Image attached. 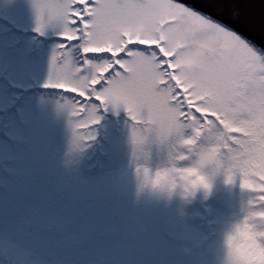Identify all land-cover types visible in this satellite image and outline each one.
I'll return each mask as SVG.
<instances>
[{"label":"snow or ice","instance_id":"snow-or-ice-1","mask_svg":"<svg viewBox=\"0 0 264 264\" xmlns=\"http://www.w3.org/2000/svg\"><path fill=\"white\" fill-rule=\"evenodd\" d=\"M32 6L34 31L58 26L59 40L43 79L21 84L4 77L19 89L8 95L0 86V167L20 178L0 177V264H149L158 227L171 221L159 200H142L140 192L150 185L171 201L177 188L185 199L209 190L188 161L213 130L226 182L239 173L240 187L256 194L226 237L225 264H264V107L232 111L241 92L264 86V45L221 19L220 3L205 0H32ZM196 32L220 49L181 76L176 63L185 51L173 48ZM30 55L32 70L41 71L39 54ZM176 135L184 154L170 166L153 165L148 145L163 148ZM36 143L49 186L38 200L23 182L24 167L10 166ZM99 157L108 163L86 175Z\"/></svg>","mask_w":264,"mask_h":264},{"label":"rangeland","instance_id":"rangeland-1","mask_svg":"<svg viewBox=\"0 0 264 264\" xmlns=\"http://www.w3.org/2000/svg\"><path fill=\"white\" fill-rule=\"evenodd\" d=\"M35 26L36 12L32 0H0V73L3 74L0 76V86L3 87L5 95L19 89H12L8 79L4 77L21 84H35L46 74L47 56L59 40L57 33L60 29L58 26L48 25L44 34L40 35L34 31ZM195 47L193 33L187 40L177 43L173 50L183 49L185 53L191 54ZM31 53L39 54L41 71L32 70ZM183 59L184 55L178 59L177 68L181 67L180 62ZM208 136L209 139L203 140L201 144L211 143L217 132L213 130ZM178 138V135L173 136L163 148L155 142L148 145V150L154 157L153 165L162 163L163 166H170ZM126 142L127 133L124 130L121 135L122 151ZM137 156L140 162H145L144 151L138 152ZM44 159L43 147L36 143L24 154L21 162L10 165L24 167L27 175L23 182L36 200L49 191L42 174ZM107 163L106 158L99 157L97 167L85 174L95 176L101 171V165ZM205 171L212 177L211 188H201L194 197H181L180 189L177 188L169 201L166 191L152 189L150 185L141 190V199L159 200L160 209L171 221V227H158L150 246L149 264H225L226 237L250 210L252 206L249 201L254 200L256 194L240 187L239 173L228 183L223 167L218 171ZM0 177L13 183L20 179L10 176L2 167ZM137 183H143L142 178Z\"/></svg>","mask_w":264,"mask_h":264},{"label":"clouds","instance_id":"clouds-1","mask_svg":"<svg viewBox=\"0 0 264 264\" xmlns=\"http://www.w3.org/2000/svg\"><path fill=\"white\" fill-rule=\"evenodd\" d=\"M183 29V25L180 26ZM178 33L172 35V39H176ZM196 47L191 54L185 53L184 59L181 60L179 68L181 74L190 73L202 63V59L207 60L216 56L220 49L218 41L210 40L206 32L195 33ZM264 107V86L257 84L250 90L241 92L233 101L232 111H260ZM183 138L179 136L176 140L174 155H183L184 152ZM189 165L198 170L199 173L207 178L209 183H212V177L206 169L220 170L224 166V156L220 151L219 145L213 140L211 143L200 144L189 154ZM179 182V178L177 177ZM243 246V245H242Z\"/></svg>","mask_w":264,"mask_h":264},{"label":"water","instance_id":"water-1","mask_svg":"<svg viewBox=\"0 0 264 264\" xmlns=\"http://www.w3.org/2000/svg\"><path fill=\"white\" fill-rule=\"evenodd\" d=\"M209 5L220 3L221 19L249 38L264 45V0H205Z\"/></svg>","mask_w":264,"mask_h":264}]
</instances>
